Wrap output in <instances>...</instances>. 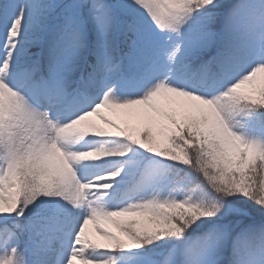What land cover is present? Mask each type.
I'll list each match as a JSON object with an SVG mask.
<instances>
[{"label": "snow or ice", "instance_id": "snow-or-ice-1", "mask_svg": "<svg viewBox=\"0 0 264 264\" xmlns=\"http://www.w3.org/2000/svg\"><path fill=\"white\" fill-rule=\"evenodd\" d=\"M0 264H264V0H0Z\"/></svg>", "mask_w": 264, "mask_h": 264}]
</instances>
